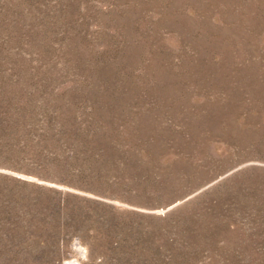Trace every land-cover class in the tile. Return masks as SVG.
<instances>
[{
	"label": "rangeland",
	"instance_id": "rangeland-1",
	"mask_svg": "<svg viewBox=\"0 0 264 264\" xmlns=\"http://www.w3.org/2000/svg\"><path fill=\"white\" fill-rule=\"evenodd\" d=\"M0 264H264V0H0Z\"/></svg>",
	"mask_w": 264,
	"mask_h": 264
}]
</instances>
